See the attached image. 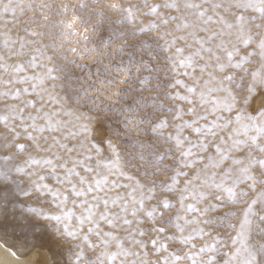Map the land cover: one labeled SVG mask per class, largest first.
<instances>
[{
  "label": "snow or ice",
  "instance_id": "1",
  "mask_svg": "<svg viewBox=\"0 0 264 264\" xmlns=\"http://www.w3.org/2000/svg\"><path fill=\"white\" fill-rule=\"evenodd\" d=\"M0 264H264V0H0Z\"/></svg>",
  "mask_w": 264,
  "mask_h": 264
}]
</instances>
